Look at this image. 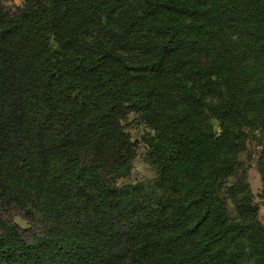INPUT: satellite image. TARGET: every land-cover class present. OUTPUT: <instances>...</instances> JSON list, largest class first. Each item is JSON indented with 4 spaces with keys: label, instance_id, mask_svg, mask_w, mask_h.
<instances>
[{
    "label": "trees",
    "instance_id": "obj_1",
    "mask_svg": "<svg viewBox=\"0 0 264 264\" xmlns=\"http://www.w3.org/2000/svg\"><path fill=\"white\" fill-rule=\"evenodd\" d=\"M253 139L264 0H0V264H264Z\"/></svg>",
    "mask_w": 264,
    "mask_h": 264
},
{
    "label": "rangeland",
    "instance_id": "obj_2",
    "mask_svg": "<svg viewBox=\"0 0 264 264\" xmlns=\"http://www.w3.org/2000/svg\"><path fill=\"white\" fill-rule=\"evenodd\" d=\"M7 6L21 5L23 0H2ZM214 128L217 129V122L212 120ZM126 132H128L131 142L134 144L135 158L133 160V167L130 170L129 178L132 181L151 179L155 176V172L144 161V154L146 151V144L143 141L144 137L150 133L147 125L136 115L130 114L124 121ZM262 149L258 145L257 140H250L247 142L246 149L240 153V160L247 168L250 188L253 194V200L258 207V217L264 225V201L260 194L262 190L261 176L257 170L258 158L261 155ZM13 220L21 227H26L27 222L19 217L14 216Z\"/></svg>",
    "mask_w": 264,
    "mask_h": 264
}]
</instances>
